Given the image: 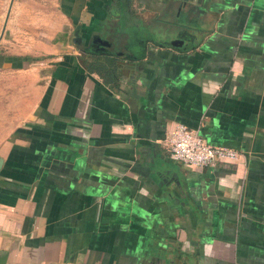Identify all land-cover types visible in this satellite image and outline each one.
Listing matches in <instances>:
<instances>
[{
    "label": "crops",
    "instance_id": "crops-1",
    "mask_svg": "<svg viewBox=\"0 0 264 264\" xmlns=\"http://www.w3.org/2000/svg\"><path fill=\"white\" fill-rule=\"evenodd\" d=\"M60 2L3 64L0 264H264V0ZM178 124L242 158L171 160Z\"/></svg>",
    "mask_w": 264,
    "mask_h": 264
},
{
    "label": "rangeland",
    "instance_id": "rangeland-1",
    "mask_svg": "<svg viewBox=\"0 0 264 264\" xmlns=\"http://www.w3.org/2000/svg\"><path fill=\"white\" fill-rule=\"evenodd\" d=\"M11 1L0 0V38ZM60 3V0L14 1L5 32L0 40V80L7 77L3 69V64L7 62L6 58L29 57L32 61L28 63H33L30 65L38 67L41 63L56 57L50 54L52 47L63 42L67 43L66 37L60 38L57 35L61 26ZM117 40H119L118 37L115 41ZM85 51L89 52L90 49Z\"/></svg>",
    "mask_w": 264,
    "mask_h": 264
},
{
    "label": "built area",
    "instance_id": "built-area-1",
    "mask_svg": "<svg viewBox=\"0 0 264 264\" xmlns=\"http://www.w3.org/2000/svg\"><path fill=\"white\" fill-rule=\"evenodd\" d=\"M167 149L171 160L199 169L234 163L243 156L238 150L210 144L197 131L182 124H178L168 137Z\"/></svg>",
    "mask_w": 264,
    "mask_h": 264
},
{
    "label": "water",
    "instance_id": "water-1",
    "mask_svg": "<svg viewBox=\"0 0 264 264\" xmlns=\"http://www.w3.org/2000/svg\"><path fill=\"white\" fill-rule=\"evenodd\" d=\"M13 1H14V0H13ZM13 1L11 2L10 10H9V12H8V15H7V18H6V22H5V26H4V30H3V32H2V36H1L0 40L2 39L3 34H4V32H5L6 23H7V20H8V18H9V15H10V12H11V9H12V6H13ZM95 41H97L98 43H100V44H99V45H100L99 48H101V49L111 48V47H112V43H111V42L104 41V40H102L101 38H98V39L95 40ZM177 45H183V42H182V41H174V42H172V46L177 47ZM2 163H3V160L0 159V168H1V166H2Z\"/></svg>",
    "mask_w": 264,
    "mask_h": 264
},
{
    "label": "trees",
    "instance_id": "trees-1",
    "mask_svg": "<svg viewBox=\"0 0 264 264\" xmlns=\"http://www.w3.org/2000/svg\"><path fill=\"white\" fill-rule=\"evenodd\" d=\"M117 1H122V2H124V3L126 4V6L128 7V9H131L132 4H133V2H134V0H117ZM5 61H7V62H13L14 66H15V67H18L17 62H21V61H27V62H30V61H32V59L29 58V57H25V58H21V59H19V58H6ZM87 65H88V64H87ZM90 66H92V68L96 67V68L98 69V71H101V72L103 71V70L101 69L100 64H96V65H93V64H92V65H89V68H91Z\"/></svg>",
    "mask_w": 264,
    "mask_h": 264
},
{
    "label": "flooded vegetation",
    "instance_id": "flooded-vegetation-1",
    "mask_svg": "<svg viewBox=\"0 0 264 264\" xmlns=\"http://www.w3.org/2000/svg\"><path fill=\"white\" fill-rule=\"evenodd\" d=\"M99 44L97 41H93V43L90 46V51H96V50H101V48H99Z\"/></svg>",
    "mask_w": 264,
    "mask_h": 264
}]
</instances>
